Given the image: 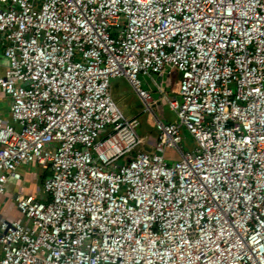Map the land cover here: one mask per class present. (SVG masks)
<instances>
[{
    "label": "built area",
    "instance_id": "1",
    "mask_svg": "<svg viewBox=\"0 0 264 264\" xmlns=\"http://www.w3.org/2000/svg\"><path fill=\"white\" fill-rule=\"evenodd\" d=\"M0 45V194L49 170L0 264H264V0H0Z\"/></svg>",
    "mask_w": 264,
    "mask_h": 264
},
{
    "label": "crops",
    "instance_id": "2",
    "mask_svg": "<svg viewBox=\"0 0 264 264\" xmlns=\"http://www.w3.org/2000/svg\"><path fill=\"white\" fill-rule=\"evenodd\" d=\"M7 63H8V60L4 55V48L2 45H0V72H1L0 75L3 74L7 66ZM124 81L127 83H130V81L124 76L113 79L112 88L113 86H116L117 88L119 86L122 87ZM9 105H10L9 97L0 96V113H2L4 116H7V117L9 116ZM133 116H136V115H133ZM152 127H153V124H152ZM142 138H143V144L145 146V150H151L153 149L152 146L156 140V131H155L154 136H149L147 133L145 137L142 136ZM172 152H173L172 150L168 151V156L170 158L173 155ZM41 176H42V173L41 175L39 174L30 175V174L24 173L23 171V175L21 179L19 180L10 179L8 181L6 192L4 194H0V217L1 218L23 219V216L21 212L19 211V209L17 208L16 202H15V196L19 192L24 193V194H34L36 197H41V198L44 197L45 194L43 190V185H42L43 180Z\"/></svg>",
    "mask_w": 264,
    "mask_h": 264
},
{
    "label": "rangeland",
    "instance_id": "3",
    "mask_svg": "<svg viewBox=\"0 0 264 264\" xmlns=\"http://www.w3.org/2000/svg\"><path fill=\"white\" fill-rule=\"evenodd\" d=\"M171 82H172L171 78H166L164 83V88L168 89L171 85ZM151 86L155 89L154 84H151ZM112 91H113V98L117 103L118 107L124 113V115H126L127 117H131L133 115L138 116L140 121V125L138 126L139 134L144 137L147 133L149 136H154L155 129H153L152 127L153 123H151L152 122L151 117L149 113L144 110V105L140 100L139 96L137 95V93L134 91L131 84L124 81L122 87L119 86L117 88L116 86H113ZM158 96L159 94L155 93V97ZM162 109L166 110L165 112L168 114L171 113L166 103L159 100L158 110L161 111ZM184 140H185L184 141L185 145H187L188 147H192L194 145L193 139L189 134L186 135ZM141 149H145L143 143L139 145V147L137 148V150H141ZM172 154H174L171 157L172 159L178 157V155L175 152H172ZM22 171L30 175L33 174L41 175V173L43 174L44 169L42 168L41 165L33 161L22 167Z\"/></svg>",
    "mask_w": 264,
    "mask_h": 264
},
{
    "label": "trees",
    "instance_id": "4",
    "mask_svg": "<svg viewBox=\"0 0 264 264\" xmlns=\"http://www.w3.org/2000/svg\"><path fill=\"white\" fill-rule=\"evenodd\" d=\"M47 174H49V170L46 169V170L43 171V174H42V176H41V177H42V180L44 179V177H45Z\"/></svg>",
    "mask_w": 264,
    "mask_h": 264
}]
</instances>
